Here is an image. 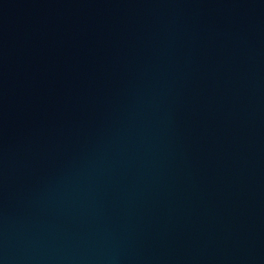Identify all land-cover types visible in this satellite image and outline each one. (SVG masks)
<instances>
[{"label": "water", "instance_id": "obj_1", "mask_svg": "<svg viewBox=\"0 0 264 264\" xmlns=\"http://www.w3.org/2000/svg\"><path fill=\"white\" fill-rule=\"evenodd\" d=\"M0 264H264V0H0Z\"/></svg>", "mask_w": 264, "mask_h": 264}]
</instances>
